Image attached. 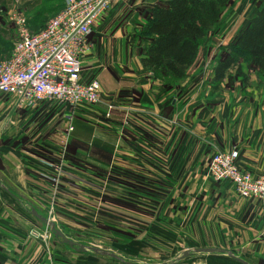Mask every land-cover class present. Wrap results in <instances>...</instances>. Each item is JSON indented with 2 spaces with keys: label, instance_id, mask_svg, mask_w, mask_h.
Returning <instances> with one entry per match:
<instances>
[{
  "label": "rangeland",
  "instance_id": "obj_1",
  "mask_svg": "<svg viewBox=\"0 0 264 264\" xmlns=\"http://www.w3.org/2000/svg\"><path fill=\"white\" fill-rule=\"evenodd\" d=\"M62 1L19 0L16 3L15 0H0V7L5 8L0 10V15H3L0 18L6 19L5 26L8 29L7 33L0 31V36L8 40L5 48L9 50L16 38L15 30L5 14L12 4L19 7L27 18L31 13L28 6L32 3L39 5L43 2L49 6L36 21L30 22L31 28L35 29L53 15L55 11H52V6L59 5ZM116 2L111 3L100 14L91 32L98 31ZM258 6V0H229L217 26L202 42L200 54L190 74H199L201 83L212 80L217 59L227 51L228 45L234 42ZM132 10L123 7L120 14L135 18L136 15L142 16L145 13L144 20L148 18L144 8ZM142 22L138 23L136 28L139 29ZM111 25L112 23H105L101 32L109 33ZM137 50L139 52V49ZM91 52L83 60V74L87 80L96 79L100 83L101 99L97 104L71 108L55 102H43L39 105L45 106L35 107L37 110L32 108L35 112L22 108H15L11 112L13 105L9 96L0 93V180L22 201L17 202L0 188V226H15L20 231H26V227L36 230L39 235L45 237L43 240L51 251L56 238L44 223L29 212L24 202L27 201L57 227L62 226L74 241L107 249L129 261L170 262L186 249L217 247L230 250L255 264H263L264 260H259L261 257L257 255L258 245L255 251L252 245H248V242L254 245V240H249L250 238L261 234L257 229L259 226H249V220L232 215L227 202L222 206L218 203L215 206V202L207 198V213L200 216L199 224L198 217L193 214L183 217L182 213L186 212L185 200L172 199L173 193L179 195L177 190L181 189V186L170 191L172 184L166 181L139 183L119 179L121 171L118 161L115 159L110 162L112 152L108 153V144L102 143V138H108L103 130L104 102L107 100L105 97L111 94L106 92V87L101 82L102 66L90 67L88 63ZM235 68V65L230 68L223 79L224 87L228 90L240 91L250 85V80L254 81L255 86L264 85V77L244 70L247 79L243 80L235 74ZM74 130L78 135L83 133L87 136V133H94L93 141L91 140L93 144L90 142L87 145L73 140ZM54 138L57 141L53 144L59 146L55 159L39 160L40 158L28 157V153L34 150L36 152L40 148L38 143L41 140L46 142L44 147H47ZM54 161H57L56 166H59L54 175L48 174L46 182L39 180L38 173H42L40 165H51ZM16 162L27 166L26 171L30 178L24 188L9 178L11 167ZM206 177L216 186L222 183ZM221 185L224 189L231 190L229 182ZM251 229H255V232ZM63 248L60 253L55 254V259L59 262H64L65 256H71L78 264H123L107 256L92 252L75 253L69 246ZM236 262L226 255L200 253L180 259L174 264Z\"/></svg>",
  "mask_w": 264,
  "mask_h": 264
},
{
  "label": "crops",
  "instance_id": "obj_2",
  "mask_svg": "<svg viewBox=\"0 0 264 264\" xmlns=\"http://www.w3.org/2000/svg\"><path fill=\"white\" fill-rule=\"evenodd\" d=\"M138 2L141 4H136ZM157 5L165 4L162 0H118L98 31L90 33L92 54L88 56V63L90 67L102 66L101 82L111 94L105 97L103 116V130L108 138H102L104 142H101L108 144V153L112 152L110 162L117 159L120 180L139 183L166 181L172 184L170 191L181 186L177 190L179 195L173 193L172 199L185 200L183 217L193 214L200 224V216L207 213V198L213 200L215 206L227 202L232 215L249 220V226H259L261 236L250 238L254 245L250 242L248 245H252L254 251L258 245L257 255L263 261L264 213L261 205L241 198L232 185H229L231 190L224 189L221 184L226 182L216 186L208 180L205 170L213 151L236 150L237 165L241 169L254 176L264 175V85L255 86L250 80V85L233 92L234 89L230 91L224 87V80L201 83L199 74H190L200 50L194 63L186 69L185 78L175 86H166L161 80L152 79L142 68L137 50L136 27L146 17L143 16L145 13L127 18L120 12L123 7L129 10L144 8L146 12ZM105 23H112L107 34L101 32ZM42 106L45 105L37 108ZM108 106L111 107L109 111ZM93 135H78L74 130L72 138L88 145L93 144ZM56 141L54 138L44 147L46 142L41 140L38 143L40 148L28 153V157L55 159L59 148L53 144ZM57 163L40 165L42 173H38V179L46 182L47 175H54L57 170ZM26 168L16 162L9 173V178L23 188L30 178ZM5 186L12 195L0 188L17 202H22L9 186ZM24 202L26 207L35 209L29 202ZM26 228V231H20L15 226H0V264H78L71 256H65L64 262L55 259V254L65 247L59 239L56 238V245L53 244L49 251L43 240L45 237ZM251 230L255 232V229ZM245 260L253 263L250 259Z\"/></svg>",
  "mask_w": 264,
  "mask_h": 264
},
{
  "label": "built area",
  "instance_id": "obj_3",
  "mask_svg": "<svg viewBox=\"0 0 264 264\" xmlns=\"http://www.w3.org/2000/svg\"><path fill=\"white\" fill-rule=\"evenodd\" d=\"M116 1L63 0V6L36 32L30 30L23 11L11 5L5 14L16 38L9 55L0 57V93L9 96L12 108L32 109L43 102L76 108L100 102V83L85 78L83 60L92 50V26ZM237 158L236 150L213 152L206 176L229 182L241 198L259 202L264 213V175L241 169Z\"/></svg>",
  "mask_w": 264,
  "mask_h": 264
},
{
  "label": "trees",
  "instance_id": "obj_4",
  "mask_svg": "<svg viewBox=\"0 0 264 264\" xmlns=\"http://www.w3.org/2000/svg\"><path fill=\"white\" fill-rule=\"evenodd\" d=\"M229 0H163L165 5L152 6L147 10L148 18L141 24L136 34L139 62L152 79H159L164 85L175 86L186 76V69L195 61L199 48L218 24L223 9ZM250 17L227 51L217 59L213 79L221 81L232 65L235 74L246 80L244 70L264 77V0ZM32 3L27 22L36 21L49 6ZM63 6H52L53 15ZM0 10L5 8L0 7ZM3 16V15H0ZM46 22V21H45ZM6 19L0 18V31L8 32ZM8 40L0 36V57L9 55L5 46ZM62 244V243H61ZM67 247V245L63 244Z\"/></svg>",
  "mask_w": 264,
  "mask_h": 264
},
{
  "label": "water",
  "instance_id": "obj_5",
  "mask_svg": "<svg viewBox=\"0 0 264 264\" xmlns=\"http://www.w3.org/2000/svg\"><path fill=\"white\" fill-rule=\"evenodd\" d=\"M0 187L8 192V194L12 195L9 191V189L5 186L0 181ZM29 212L37 218L40 222L44 223L47 228L50 230V232L53 234V236L57 239L60 240L62 244H65L72 248L75 252L79 253H87V252H92L94 254L102 255V256H107L109 258L115 259L123 264H173L176 261L196 255V254H223L231 259L241 263V264H254L251 262L246 261L245 259L241 258L240 256L236 255L234 252L223 249V248H217V247H197V248H191V249H186L182 251L179 255L175 257L173 261L170 262H163V263H140V262H135V261H129L126 260L124 257L109 251L107 249H102L98 246L88 244V243H79L77 241H74L72 238H70L69 234L66 233L64 230H62L60 227H57L55 223L51 220H48L45 216L39 214L32 206H29Z\"/></svg>",
  "mask_w": 264,
  "mask_h": 264
}]
</instances>
